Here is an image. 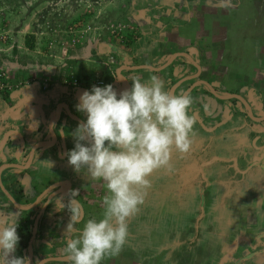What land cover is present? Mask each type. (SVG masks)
Segmentation results:
<instances>
[{"label":"crops","instance_id":"obj_1","mask_svg":"<svg viewBox=\"0 0 264 264\" xmlns=\"http://www.w3.org/2000/svg\"><path fill=\"white\" fill-rule=\"evenodd\" d=\"M232 2V0H229L228 6H230V10L228 11L216 10L211 13L208 12L206 16L201 18L198 17V22H195L197 26H193L191 23L181 25L179 20L176 19L174 28L170 27L167 33H161V39L158 41L152 53H147L146 51L137 53L140 59L134 56V51L130 53L122 45L110 44L108 45L107 55H95L93 53L95 49L93 48L92 50L91 47L88 48V53H81L80 50H72L70 58L60 65L63 69L70 68V72L77 77L88 76L93 79L98 78V76H106L114 88L125 86L126 83L124 78H122V74L129 80L134 76L139 77L142 82H147L151 76L156 75L164 81L165 90L169 91V86L173 80H176L178 74L180 75L181 73L182 77H185V75L194 73L196 67L195 61L200 62L201 73L205 75H207V69L212 63H214L215 68H224L220 73L222 76L225 75L228 81L234 76V71H237V66H240V69H245L247 73L254 77L255 82H251L254 86H259L258 82H261L263 85L264 40H261L262 38L256 34L255 36L252 34L249 37L247 35L248 32L244 33L243 31L230 34L233 28L231 24L233 25L236 19L233 16L237 14L236 11L231 9L242 8L241 5H233ZM239 2L244 3V0H239ZM167 15H170L172 18L176 14L168 12ZM130 17L135 18L136 16ZM255 17L258 18L256 15ZM147 18L148 22H140L139 18L137 19L138 25L143 27L145 31L141 33L140 39L136 42H139L147 34H153L152 31H146L147 27L149 29V18L151 17L145 16L143 20ZM252 23L255 24L256 21ZM170 26H173V24ZM184 26H186V29ZM182 29L186 31H182ZM245 31L247 30L245 29ZM161 32L164 31L161 30ZM260 32H264V29ZM246 41L253 42V49H249L253 50L249 51L253 60L246 59L244 56V52L247 50L244 49ZM116 47L118 49H115ZM119 51L121 55L118 54ZM175 52L176 54L174 55ZM210 52H213L212 57H209ZM109 56H114L115 59L107 65ZM13 59L9 60L10 67L13 70L15 68L17 71L22 69L23 66L19 62V59L15 57ZM167 59L172 61L170 67L164 65L168 61ZM160 64L164 66L160 67ZM139 65H149L150 67L147 66L132 70L126 68L127 66ZM173 66L175 69H173ZM155 67L159 69L155 71ZM120 68H122V74L119 71ZM48 71L44 67L42 73ZM169 71L172 74H170V78H167L166 73ZM112 72L114 74H111ZM115 72H117V75H115ZM36 76L39 77V81H37L39 83H32L30 84V88L28 87L27 89L15 92L11 94L12 96L3 97V99L0 97V102L2 100L3 102L6 101L5 107H0V166L5 162H15L26 167L29 163L31 153L34 152L32 166L29 165L26 168L8 167L2 170L3 184L13 199H15V202L12 201L0 186V221H4L5 226L13 222L18 225L17 232L20 240L16 252L13 255L22 258L23 264H72L65 252L69 239V235L66 234V228L70 221L71 213L67 209L59 210L57 208L58 201L55 199L50 201L47 208L42 212L44 202L55 191V185L60 184V182H73L72 184L75 189L72 190H79V197L81 198L82 196L84 199V202H79L81 207V220L75 226L77 231L72 234L75 237L78 235L79 230H82L84 223L88 219L95 218L99 220L103 217L105 210L103 197L108 193L103 181L92 180L85 170L75 171L73 166L68 163V157L62 158L58 156V152L62 150L61 141L55 139V134L52 133L51 129L53 128L57 132V129L59 131L60 128H63V122L57 121L53 125L55 118H49L56 109L57 104H59V107L72 105L75 102V98L77 96L79 97V93L80 95L83 93L80 90L85 91L87 87H78L79 90H77V87L74 85L57 81V83H51L50 87L54 86L52 90H48L49 86L45 88L43 85L44 81L42 80L43 77L41 74H37ZM54 77L51 81L55 80ZM193 80V78L186 81L183 80L182 85L180 84L176 88L174 94L182 95ZM47 83L49 84V82ZM228 86L230 87L231 85L229 84ZM131 87L132 81L130 80L127 89H131ZM44 89L45 91H49L46 95L42 94L45 92L43 91ZM189 95L194 101L193 92H190ZM75 105L77 104L75 103ZM74 109L76 110L75 114L81 116L75 107ZM63 110H66V108ZM192 111L193 104L190 114H193ZM195 127L201 128L198 123ZM13 129L20 135L12 134L4 148H2L6 134ZM202 129L204 130V128ZM49 130L50 133L48 132ZM239 133L238 130L229 129L225 136L223 135L219 138V141H223L224 143L218 145L217 153L206 162L207 167L202 171L204 179L201 178V175L197 177L196 185L194 186H197V183L199 184L201 179L207 181L208 186H210L211 180L218 179L217 177H219L218 174L214 176L211 173L213 164L219 163L221 165V163H226L229 157L228 152H239V155L244 160H238L233 157L231 159L232 169L229 170L228 165L219 166V171L231 173L230 179L224 180L223 182H226V185L230 186L229 189L236 185H246L249 187L250 184L251 186L256 184L255 187H252L259 188L258 197L261 198V201H258L256 204L246 203L241 208L242 211L240 210L238 212L240 208L238 200L236 208L233 209L231 214L229 213L232 217L229 221V226H224L223 224L213 225L216 230L221 232V236H230L232 231L234 235L231 241L223 239L225 248L228 249V251L225 249L226 255L223 254L224 250H222L221 255H219L220 250L217 253L222 258L229 256L227 259H224L225 261L222 264H228L227 262L230 263V261V264H264V239L260 240V237L264 235V162L259 152H257L256 146L254 148L251 144V140L246 137H241L243 141H238L239 135L242 136ZM21 138L23 139L21 140ZM51 138H53V143L48 142ZM23 140L26 143V147L22 151L20 148ZM248 142H250L249 146ZM72 144L73 142L69 141L68 152L74 148ZM242 145L248 146V149L246 148L247 151H245L246 153L242 152ZM64 148L66 147L64 146ZM222 151L223 153H221ZM243 162H247V164L241 166ZM254 169H258L259 177L255 180L248 181V174ZM198 170L201 172L200 169ZM189 174L192 178H195L194 172L190 171ZM29 177H31V182L37 186L36 191H26L25 180L28 181ZM223 182L221 181L218 186ZM192 188L194 189L195 187ZM40 191L42 193L39 194ZM195 195L197 196L198 194L195 193ZM40 196V202L31 209H23L16 203L28 205L33 201L31 203L33 204ZM194 200L195 198L189 200L188 204L190 207L194 203ZM140 212L142 219L136 220V224L132 220L128 223V238L122 251L115 256H106L101 261V264H147L146 260L150 257V254L153 255L152 250L154 247L156 248L155 251H157H154L155 255H158L162 251L160 240L156 243L132 240L131 237L134 236L130 230L132 226H137V228L139 227L143 230L151 225L148 221L149 214L143 210L142 206ZM144 213L147 215H144ZM38 216V228L36 234L33 236L35 222ZM239 216H243V221L239 220ZM179 225L180 223L178 224L172 221L169 228L171 226L178 227ZM223 232L226 235H223ZM31 240L33 246L32 259H30L29 247ZM220 240L222 241V239ZM221 241H218V243ZM139 248L141 249L139 250ZM140 252L144 253L145 256L137 254ZM232 255L235 256V260L231 259L233 257ZM53 257H60L61 259H53ZM12 258V256L0 253V264H10ZM46 258L50 259L45 261Z\"/></svg>","mask_w":264,"mask_h":264},{"label":"rangeland","instance_id":"obj_2","mask_svg":"<svg viewBox=\"0 0 264 264\" xmlns=\"http://www.w3.org/2000/svg\"><path fill=\"white\" fill-rule=\"evenodd\" d=\"M232 1L233 5H241L242 8L231 9L237 14L233 16L236 19L234 26L231 24L233 28L230 34L243 31L248 32L249 37L256 34L264 40V32H260L264 29V0H244V3L239 0ZM228 5L229 0H0V63L5 60H14V57L19 59L23 67L18 71L15 68L12 70V75H17H15L16 79L13 77L12 83L19 87L18 83L25 81L26 83L21 86L23 90L30 88L32 83H39L37 82L39 79L33 76L37 74L48 77L49 83L64 82L72 73L70 68L67 67L64 70L60 64L70 58L72 50L88 53V48L91 47L92 50L95 49L93 52L95 55H107L108 45L120 43L119 38L112 34L113 23L122 22L134 25L133 32L139 40L141 33L145 30L138 25L137 19L139 18L140 22H148V18L146 20L143 18L151 17L149 18V29L147 27L146 31H152L153 34L143 36L139 42H129L130 48H134V56L140 59L137 53L145 51L152 53L161 39V33L165 34L167 28L168 30L170 27L174 28L176 19L181 25L191 23L197 26L195 22H198V17L201 18L208 12L216 10L228 11L230 10ZM168 12L176 15L171 18V14L167 15ZM77 21L86 25L87 36L81 43L73 45L68 55L63 57L60 41L64 42L67 39L69 42L67 28ZM254 21H256L255 24L252 23ZM171 24L173 26H170ZM55 39L56 41H53ZM52 41L56 45L52 47L53 50L50 48ZM245 43L248 47L244 56L246 59L253 60L249 52L253 51L249 50L253 49V42L246 41ZM130 48L129 51H133ZM235 55L240 59L237 54ZM44 67L49 71L42 73ZM52 76H55L53 81H51ZM16 89V87L12 90L8 89L12 92L0 91V97L2 99L9 97ZM48 92L45 91L42 94L46 95ZM5 103L6 101L2 100L0 107H5ZM223 133L224 131L214 135L206 129L195 127L191 155L188 158H181L173 152L172 162L176 169L175 173H169L166 169H158L149 177L152 187L145 203L141 206L149 214L148 221L151 225L143 230L137 226L130 228L134 234L131 237L133 241L153 243L161 241L162 251L155 255L157 251L154 247L153 255L150 254L146 260L147 264H222L224 259L229 257L225 256L226 246L223 239L231 241L234 238L233 231L230 236H227L225 232L223 235L226 236H221V232L214 226L219 224L229 226V221L232 219L229 213L231 214L236 208L238 200L240 204L238 212H240L246 203L256 204L261 201V198L258 197L259 188H253L256 184L252 185L253 187L251 184L249 187L236 185L229 189L230 186L223 182L230 179L231 173L221 172L218 168L228 165V169H232L231 159L233 157L244 160L238 151L228 152L229 157L226 163L213 164L211 173L214 176L218 174L219 177L212 179L210 186L207 181L202 180L204 179L202 171L207 167L206 162L217 153L218 145L224 143L219 141ZM248 143L249 146L250 142ZM251 144L254 148L258 145L256 142H251ZM248 146H241L243 153H246ZM246 164L247 162H243L241 166ZM190 171L194 172L195 178L190 176ZM200 175L201 182L194 186L196 178ZM258 177V169L251 170L248 174V181ZM221 181L223 183L218 186ZM195 193L198 195L196 196ZM194 198V203L190 207L188 202ZM140 213L130 219L135 222L134 224L136 220L142 219ZM144 215L147 214L144 213ZM239 220L243 221V216H239ZM172 221L180 225L169 228ZM263 239L264 235L260 237V240ZM218 241L221 242L218 243ZM222 250H224L225 258L218 256V253L221 255ZM137 254L145 256L142 252ZM231 259L235 260V256ZM227 263L230 264L231 261Z\"/></svg>","mask_w":264,"mask_h":264},{"label":"clouds","instance_id":"obj_3","mask_svg":"<svg viewBox=\"0 0 264 264\" xmlns=\"http://www.w3.org/2000/svg\"><path fill=\"white\" fill-rule=\"evenodd\" d=\"M3 63L13 70L9 60ZM130 80L131 89L119 96L109 82L93 85L76 105L87 118L73 133L76 142L67 153L68 163L77 172L85 170L92 180L103 181L108 194L103 197V217L88 219L75 237L72 234L81 220L75 199L79 190L69 192L67 204L61 200L57 204L59 210L71 213L65 252L72 264H101L106 256L118 255L128 238L129 220L140 212L152 187L151 174L158 169L175 173L173 152L181 158L192 153L197 124L196 116L190 114L193 98L166 91L156 75L147 82L135 76ZM17 226L0 221V253L13 257L10 264H23L22 258L13 255L20 240Z\"/></svg>","mask_w":264,"mask_h":264},{"label":"flooded vegetation","instance_id":"obj_4","mask_svg":"<svg viewBox=\"0 0 264 264\" xmlns=\"http://www.w3.org/2000/svg\"><path fill=\"white\" fill-rule=\"evenodd\" d=\"M185 29H182V31H186ZM247 47L245 44L244 49H247ZM212 54L213 52H210L209 57H212ZM169 61L170 60H168L166 63ZM171 62L168 64L169 67ZM166 63L164 65H166ZM164 65L160 64L159 66L161 67ZM195 65V71L192 74L185 75V77H182L181 73L180 75L178 74L179 77L176 74L178 79L176 78V80L172 81L168 90L174 94L176 88H178L180 84L182 85L183 80L186 81L190 78H193L194 80L190 83V85L187 87V90L182 93V95H189L190 92H193L194 101L192 113L196 116L199 126L208 130L214 135L224 131L220 137L223 135L225 136L229 129L238 130V132H240L239 134L242 135H239L238 141L242 142V138L246 137L251 140V142H256L258 144L256 146L257 152H259L261 159H263L264 162V84L262 85L261 82H258L259 86H254L251 83L255 80L254 77L247 73L245 69H240V66H237V71H234V76H232V79L228 81L226 76H222L220 73V71L224 68H215L214 63L209 65V68L207 69V75L201 73L200 62L195 61ZM155 69V71H157L159 68L155 67ZM173 69H175L174 66ZM170 74H172L171 71L167 72L166 77L170 78ZM107 81L110 83V80ZM50 84L51 82L49 83V87ZM229 84L231 85L230 87L228 86ZM79 87L86 88V86ZM76 89L79 90L78 87ZM88 89H91V87L86 88V90ZM21 90L22 89L18 91ZM79 97L77 96L75 98V102L72 103L73 106L69 105L67 107H59V104H57L53 114L49 117L50 119L53 117L55 118L53 125L57 123V121L63 122V128H60L59 131L57 129L56 132L55 129L51 128L52 133L55 134V139L61 141L60 144L62 150L58 152V156L62 158L68 157L67 153L69 141L73 142L72 145L75 147L76 139L73 133L77 129L79 123L81 121H86L87 118L85 113L80 112L81 116H77L75 114L76 110L74 107L76 108L75 103H79ZM205 105L208 106L207 110L204 108ZM64 108H66V110H63ZM42 113L44 116L43 110ZM50 130L48 131L49 133ZM48 142L53 143V138L48 140ZM64 146L66 148H64ZM30 165L32 166V162ZM30 178L31 177H29L28 181L25 180V189L26 191H36L37 186L31 182ZM72 183L73 182L71 181H67L65 186L54 187L55 191L52 194H56L51 198L50 201L55 199L59 203L61 200L63 203L67 204L68 199L70 198L69 192L72 189H75ZM59 190L60 192H58ZM40 193H42V191H40L39 194ZM75 199L78 201V203L84 202L82 196L80 198L79 195H77Z\"/></svg>","mask_w":264,"mask_h":264},{"label":"built area","instance_id":"obj_5","mask_svg":"<svg viewBox=\"0 0 264 264\" xmlns=\"http://www.w3.org/2000/svg\"><path fill=\"white\" fill-rule=\"evenodd\" d=\"M128 23H113L112 24V34L114 36H117L119 38V42L118 43L119 45H124L126 47H124L125 49H128L129 51V48L131 45H129V42L131 43V41H134L136 36L134 35V25H127ZM87 33V28H86V25L81 23V22H74L72 24H70L67 28V37L69 42H67V39L66 41L62 42V40L60 41V43H62V50H63V57L66 55H68V53L70 52V49L72 48L73 45L77 44V43H81L83 41V39H85V37L87 36L86 35ZM132 36V37H130ZM53 41H56L53 40ZM51 42L50 44V48L53 50L52 47L56 46L54 45L53 43L54 42ZM124 43V44H122ZM129 47V48H128ZM50 49V55L52 56L53 53ZM132 50V48H130ZM57 56V55H56ZM55 56V57H56ZM114 56H109V60L108 62L106 63L107 65L114 61ZM111 74H114L113 72ZM34 78H38L37 76L33 75ZM33 78V79H34ZM12 79H13V75H12V71L11 69L5 64V63H0V91L2 92H5L6 90L8 89H13V88H19L21 87L24 83H26L25 81H20L18 84H19V87L18 86H14V84L12 83ZM44 81V87H48L49 84L47 83L48 82V77H43L42 79ZM108 79L106 78V76H98V78H91V77H88V76H83V77H75L74 75H70L69 78H66L64 80L65 83H69L71 85H74V86H86V87H92L93 85H97V86H105L108 84ZM17 84V85H18ZM13 87V88H12ZM10 91V90H8Z\"/></svg>","mask_w":264,"mask_h":264},{"label":"water","instance_id":"obj_6","mask_svg":"<svg viewBox=\"0 0 264 264\" xmlns=\"http://www.w3.org/2000/svg\"><path fill=\"white\" fill-rule=\"evenodd\" d=\"M172 60V59H171ZM171 62V61H170ZM170 62H168V63H166V65L165 66H167ZM149 67V65H139V66H127L126 68L128 69V70H132V69H140V68H143V67ZM121 69L122 68H120V73H121ZM122 74V73H121ZM122 78H124V80H125V86H123V87H119V88H114L116 91H117V93H120V92H122L123 90H125V89H127L128 88V86H129V82H130V80L126 77V76H124L123 74H122ZM81 91V93L82 92H84V91H82V90H80ZM190 91V90H189ZM188 91V92H189ZM79 93V92H78ZM80 94V93H79ZM12 131H14V132H12ZM12 131H9L7 134H6V136H5V139H4V142H3V144H2V148H4V146H5V144L7 143V141L9 140V138H10V136H12V134H16V135H20L17 131H15V129H13ZM23 138H21V140H22ZM25 147H26V143H25V141L23 140L22 142H21V148H20V150H24L25 149ZM36 148V147H35ZM35 148H34V150H35ZM33 157H34V152H32L31 153V156H30V160H29V163H28V165L26 166V167H28L30 164H31V162H32V160H33ZM8 167H13V168H21V167H24V168H26L25 166H21L19 163H15V162H5V163H3V164H1V166H0V186L2 187V189L4 190V192L12 199V201L13 202H15V199H13V197L11 196V194L9 193V191L5 188V185L3 184V181H2V170L3 169H5V168H8ZM57 186H65V183L64 182H60V184H57V185H55L54 187H57ZM58 192H60V190L58 191ZM56 194V193H55ZM55 194H51V196H49L48 198H47V200H46V202H44V207L42 208V212L44 211V209L45 208H47V206H48V204H49V202H50V200H51V198L55 195ZM40 200H41V196L33 203V204H28V205H21V204H19L18 202H16L20 207H22L23 209H31L34 205H36V204H38V202H40ZM40 216H41V214H40ZM38 223H39V216L37 217V219H36V222H35V228H34V232H33V236L36 234V232H37V228H38ZM33 238V237H32ZM31 238V239H32ZM29 247H30V259H32V257H33V246H32V240H31V242H30V244H29ZM50 258H46L45 259V261H47V260H49ZM53 259H61L60 257H53Z\"/></svg>","mask_w":264,"mask_h":264},{"label":"trees","instance_id":"obj_7","mask_svg":"<svg viewBox=\"0 0 264 264\" xmlns=\"http://www.w3.org/2000/svg\"><path fill=\"white\" fill-rule=\"evenodd\" d=\"M130 37H132V36H130ZM136 41H137V40H136ZM136 41H135L134 43H136ZM119 50H120V49H119ZM118 54L121 55L120 51L118 52ZM121 57H122V56H121ZM110 79H112V78H110Z\"/></svg>","mask_w":264,"mask_h":264}]
</instances>
